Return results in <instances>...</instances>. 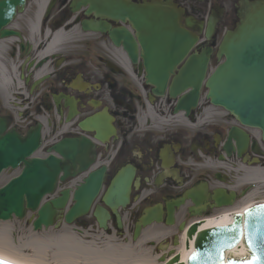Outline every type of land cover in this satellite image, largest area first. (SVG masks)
<instances>
[{"label": "flooded vegetation", "instance_id": "1", "mask_svg": "<svg viewBox=\"0 0 264 264\" xmlns=\"http://www.w3.org/2000/svg\"><path fill=\"white\" fill-rule=\"evenodd\" d=\"M54 1L44 0L42 14H33V18H40V27L28 28L26 32L20 26V34L26 39L24 45L17 43V37L0 43V58L17 59L21 62V70L29 68L32 61H27V55L34 51L41 53L46 46L42 43L33 45L34 39H40L43 34L53 35L58 30L70 34L78 29L84 35L80 24L86 20L107 22L112 30H128L139 50L138 61L134 63L123 46H115L109 34L91 33L93 38L83 40L90 56L53 61L55 74L41 82L34 92L37 102L32 105L33 112L45 120L50 135L89 139L97 145L95 161L99 162V167H106L103 194L92 213L76 222V229L89 236L103 234L135 248L140 242H148L146 249L171 257L180 242H193L207 220L228 210L236 214L249 201L264 202V140L261 135L256 137L253 130L239 126L225 110L213 107L205 94V85L197 108L176 112L179 98H172L168 90L194 49L170 77L166 93L155 95L147 82L137 32L128 20L96 18L94 14L87 16L88 9L74 13V0H56L51 7ZM128 1L139 6L152 2L175 5L181 13V24L199 37L195 50L201 53L211 49L210 66L216 67L225 62V56L218 59V54L228 32L237 28L247 9L264 0ZM210 22L215 29L208 39ZM18 47L24 53L17 57ZM99 48L110 55H97ZM34 67L26 75L40 70ZM31 77L34 82V74ZM55 98H59L58 104ZM66 98L74 102L75 114L69 124L66 119L71 104ZM97 115L111 116L116 129V134L109 136L103 146L95 132L82 128V124ZM234 127L249 135L241 157L234 139L231 140L234 150L230 156L226 149ZM127 170H132L134 177L129 203L117 208L122 224L119 228L117 215L103 202V196L121 172ZM255 183H258V191H255ZM255 192L259 193L253 196ZM98 206L111 215L107 229L101 228L94 217ZM148 217L152 223L144 226L143 220ZM138 226L142 228L136 235ZM155 228L159 230L157 235L156 232L148 233Z\"/></svg>", "mask_w": 264, "mask_h": 264}, {"label": "water", "instance_id": "2", "mask_svg": "<svg viewBox=\"0 0 264 264\" xmlns=\"http://www.w3.org/2000/svg\"><path fill=\"white\" fill-rule=\"evenodd\" d=\"M73 6L76 7L75 11L87 7L86 14H94L96 18L122 22L128 20L137 32L142 48L147 82L158 96L166 93L170 77L175 75L177 67L199 41L196 34L188 32L181 24V13L171 3L152 2L139 6L128 0H74ZM25 8L26 0H0V39L20 36L9 26L18 14L24 13ZM82 27L85 31L109 34L115 46L123 45L130 59L135 63L138 61V44L128 30H112L107 22L94 20L84 21ZM214 29L215 25L210 22L207 28L208 39ZM211 54V49H205L201 53L196 51L178 70L168 90L172 98L179 97L176 112H189L197 107L205 82L207 98L211 104L224 108L241 126L260 131L264 139V1L247 9L242 14L236 30L228 32L218 54V59L221 55L225 56V62L217 66L207 78ZM55 99L58 104L59 98ZM66 99L68 104H71L67 119V122H70L75 114L74 102L70 101V98ZM112 121L110 116L106 118L104 115H97L82 124V128L95 132L96 138L106 143L109 136L116 134ZM42 138L41 123L31 127L23 135L16 128L10 129L7 117H0V177L5 171L21 169L19 176L0 188V220H23L28 213H34L37 217L33 222L35 231L49 229L55 226L56 222V227L59 228L60 221L71 225L87 215L99 197L106 178L105 166L89 172L95 162L97 150L96 145L89 139L64 138L49 149L50 155L47 158H38L34 155L42 146ZM232 139L236 141L241 156L247 147V134L237 127L231 130L230 140L226 145L228 154L233 150ZM87 172L89 174L75 189L62 188L68 180ZM133 177L132 170L121 172L103 197V202L114 209L119 227L121 217L117 208L129 203ZM253 204L254 201L247 202L240 211ZM260 205L264 204L250 209L254 210ZM230 212L220 214L204 226L211 228L219 225L218 227L198 234L194 252L200 253L197 260L191 259L194 253L189 257L187 242L180 243L176 253L181 257V264H186L188 257V264H221V252L226 261L251 259L254 249L258 250V254L264 255V220L237 214L233 217L234 223L226 225L232 219ZM94 217L106 228V222L111 216L105 208L98 206ZM156 219L160 217L156 216ZM150 223L152 220L149 217L143 220L144 226ZM141 228L138 226L136 235L140 233ZM241 230L244 232L243 236ZM250 241L253 245L251 248ZM240 243L244 246V252L234 254L233 249ZM0 258L12 261L13 264H73L48 263L39 258L2 249ZM178 261L179 258H175L173 263ZM165 263L135 260L130 264ZM93 264L110 263L101 260Z\"/></svg>", "mask_w": 264, "mask_h": 264}, {"label": "bare ground", "instance_id": "3", "mask_svg": "<svg viewBox=\"0 0 264 264\" xmlns=\"http://www.w3.org/2000/svg\"><path fill=\"white\" fill-rule=\"evenodd\" d=\"M63 41L61 35H57L48 46L45 55H51L53 49ZM22 85V83H21ZM22 88V86H20ZM255 191H258V183H255ZM259 192L253 193V196ZM230 211V210H228ZM226 212V211H225ZM222 213V212H221ZM15 225L8 222H0V249L12 251L28 257L39 258L48 263L71 262L73 264H93L97 261L105 260L110 264H130L135 260L156 261L152 249H146L147 242H140L137 248L130 246L128 243L116 242L100 234L99 236L84 235L78 237L79 231L74 228H64L63 232L40 234L30 230L28 236L23 235L19 239V245L13 242V232ZM77 230V231H76ZM78 233H76V232ZM155 229L148 230L149 234H158ZM87 237V239H84ZM27 238L26 242H21ZM101 241V242H98ZM179 247L175 250L178 251ZM161 255H165L162 253Z\"/></svg>", "mask_w": 264, "mask_h": 264}, {"label": "rangeland", "instance_id": "4", "mask_svg": "<svg viewBox=\"0 0 264 264\" xmlns=\"http://www.w3.org/2000/svg\"><path fill=\"white\" fill-rule=\"evenodd\" d=\"M33 0H31L32 2ZM35 2L40 3L41 0H34ZM37 10L36 5L32 4L31 5V9L29 11V13H27L26 16H24L22 19H20L19 21H17L16 25L17 26H21L26 32H28V24L34 20V16L33 14H35V11ZM35 21V20H34ZM67 36V40L64 41V43L62 42V44L59 46L60 49L62 50H68L65 54L66 57H70V60H74V58H78L79 56H88L90 52L86 51V47L84 46V42H82L84 39H91L93 38V36H82L79 32V30L75 29L73 32H71L70 34L66 35ZM37 43H42V44H48L47 39L45 38L44 34L42 35V37L40 39H37ZM45 46V47H46ZM69 50H75V52L72 53V51L69 52ZM94 51V50H93ZM37 52V51H35ZM104 53V54H103ZM107 52H105L104 49L99 48V50L97 51V55H106ZM108 55H110L109 53H107ZM36 53H34L32 55V57H36ZM4 58H0V63H2L4 66H6V68L8 69V73L9 75H11V79H13V84H4L3 80H4V76L7 75L6 69H2V71L0 70V98L3 99L2 104L0 105V114H6L9 115L8 113H10L8 111V105H10V103L12 102V98L13 96H18L17 93L21 91V89H18V79H19V73L17 75L14 74V72H12V70L10 69V66L13 65L16 68H19L20 62L17 59H9L6 56H3ZM54 70L53 65L48 67L47 73H50ZM20 72V71H19ZM37 73V72H36ZM10 80V79H9ZM4 88V89H3ZM3 89V90H2ZM29 92V87L27 86L26 88ZM20 101L22 100V103L17 106L15 108V113H19L21 111H25L26 115H28L29 117L27 118L26 122L24 124H19L17 126L18 128H21L22 130H26V127L31 123L30 121L32 120V115L33 114V109H32V105L33 103L37 102L36 98L37 95L35 96H31L28 100L25 99V96H20L19 97ZM18 100V99H17ZM4 104V105H3ZM15 107V106H14ZM16 123V122H15ZM22 125V126H20ZM58 138L57 134H51L50 135V130L47 129V132L45 133V141H44V146L43 148L39 151V153L37 154L38 157H47L49 155V148L51 146V143L56 140ZM20 174V172L17 171H8L5 172L2 176L1 182H0V186L6 184L9 180H11L12 178L18 176ZM30 218L31 215H29V217L27 219H25L24 221H17L14 220L12 222H8L10 224H14V232H13V242L17 245H19L20 243L18 242L20 238H22L23 235L28 236L30 234ZM66 227V226H65ZM64 228V227H63ZM59 232H63L62 229L57 230V229H51L48 231H42L39 232L40 234H47V233H59ZM20 237V238H19ZM82 238L84 236H81ZM84 239H87V237H85ZM27 238L23 239L21 242H26ZM101 242V241H98ZM147 246H149L148 242H147Z\"/></svg>", "mask_w": 264, "mask_h": 264}, {"label": "snow or ice", "instance_id": "5", "mask_svg": "<svg viewBox=\"0 0 264 264\" xmlns=\"http://www.w3.org/2000/svg\"><path fill=\"white\" fill-rule=\"evenodd\" d=\"M238 215H246L247 217H259L260 219L264 220V205H260L256 209H250L245 214H238ZM244 235L243 230H241V236ZM250 248L253 247L251 241L249 243ZM200 256L199 252H196L192 255V260H197ZM219 259L221 261V264H264V255L258 254V250L254 249V255L251 259H243L240 261L236 260H225L224 254L221 252ZM0 264H13L12 261L5 260L0 258Z\"/></svg>", "mask_w": 264, "mask_h": 264}]
</instances>
